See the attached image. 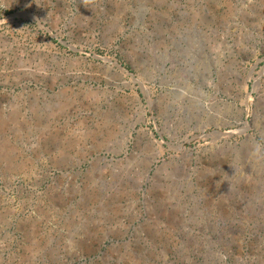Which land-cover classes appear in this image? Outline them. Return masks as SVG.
<instances>
[{
    "label": "rangeland",
    "instance_id": "obj_1",
    "mask_svg": "<svg viewBox=\"0 0 264 264\" xmlns=\"http://www.w3.org/2000/svg\"><path fill=\"white\" fill-rule=\"evenodd\" d=\"M0 264H264V0H0Z\"/></svg>",
    "mask_w": 264,
    "mask_h": 264
}]
</instances>
